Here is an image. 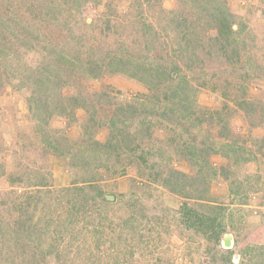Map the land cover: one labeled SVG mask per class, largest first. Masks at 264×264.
I'll list each match as a JSON object with an SVG mask.
<instances>
[{"label":"rangeland","instance_id":"obj_1","mask_svg":"<svg viewBox=\"0 0 264 264\" xmlns=\"http://www.w3.org/2000/svg\"><path fill=\"white\" fill-rule=\"evenodd\" d=\"M225 3L221 44L220 0H0V264H264V0Z\"/></svg>","mask_w":264,"mask_h":264},{"label":"trees","instance_id":"obj_2","mask_svg":"<svg viewBox=\"0 0 264 264\" xmlns=\"http://www.w3.org/2000/svg\"><path fill=\"white\" fill-rule=\"evenodd\" d=\"M198 1L200 2L201 0H198ZM220 2H221V5H218L216 8L213 9V11L211 12V16L218 23L217 26H214L217 29V35H215L213 37V41H215L217 43L220 42L222 44L223 42L228 41V37L225 36V29L229 28L231 31L233 30V22H232L233 19L232 18L234 17V14H232L226 8L225 0H220ZM223 8H225V9H223ZM185 15H187V13ZM177 22H178V25L180 27L186 26V24L188 26V18L184 15H180L178 17ZM107 26H108V28H110L108 23H107ZM192 33H194V32H189V31L184 32L185 40H186V44L184 43L185 45L189 46V44H191V42L193 41V38L191 39V38L187 37L189 34H192ZM195 35H197L196 32H195ZM194 41H196V39H194ZM129 60H130L129 55L121 56V55H119V53H113L110 56L108 55V59L106 61H104V58H103L101 60L102 64L99 63V60H97V62H95L93 64H94L95 68H97V70H100L101 68H104L107 66H110L113 70H115V68H116L115 66H121L120 67L121 70L122 69H129L130 70V68H131L130 62H132V61L131 60L129 61ZM159 64L160 65L158 67H156L155 74L157 75L158 78H161L162 75L168 74V67L166 64H163V63H159ZM154 69L155 68H151V67L146 68V67L139 66V67L131 69V70L134 72V76H136L142 80H145L146 82H150L149 80L152 79L153 78L152 76L154 75V71H153ZM148 70H150V72H152V73L146 72ZM172 71H174V73L180 71L179 66L174 65L172 70L169 71V74H171ZM154 81H155V79H153L150 83H153ZM70 99L76 100L75 97H68L67 101L69 103H73ZM34 102H35V100H34ZM75 106L76 105H74V103H73V105L71 106V112H74ZM61 108H62L61 109L62 114H68L70 112V107L66 104V100H65V102H62ZM113 126L116 127L115 125H113ZM116 136L119 137L120 135L117 134ZM117 137L114 139L115 143H118L119 139H117ZM174 173H176L177 175L186 176L183 173L180 174L176 171H174ZM40 186H43V183ZM67 189H70V188H67ZM23 215H24V212H23Z\"/></svg>","mask_w":264,"mask_h":264}]
</instances>
